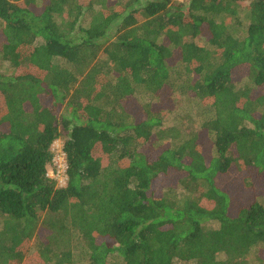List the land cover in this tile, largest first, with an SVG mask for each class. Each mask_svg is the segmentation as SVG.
<instances>
[{
  "label": "trees",
  "instance_id": "1",
  "mask_svg": "<svg viewBox=\"0 0 264 264\" xmlns=\"http://www.w3.org/2000/svg\"><path fill=\"white\" fill-rule=\"evenodd\" d=\"M0 64V264H264V0H0Z\"/></svg>",
  "mask_w": 264,
  "mask_h": 264
},
{
  "label": "built area",
  "instance_id": "2",
  "mask_svg": "<svg viewBox=\"0 0 264 264\" xmlns=\"http://www.w3.org/2000/svg\"><path fill=\"white\" fill-rule=\"evenodd\" d=\"M54 159H53V170H51V177L55 178L58 184L65 185L67 180V161L66 154L63 149L56 150L53 149Z\"/></svg>",
  "mask_w": 264,
  "mask_h": 264
},
{
  "label": "rangeland",
  "instance_id": "3",
  "mask_svg": "<svg viewBox=\"0 0 264 264\" xmlns=\"http://www.w3.org/2000/svg\"><path fill=\"white\" fill-rule=\"evenodd\" d=\"M176 1H181V2H183L184 0H176ZM249 1H251V0H249ZM90 16H88L87 15V17H86V25H87V23H89L90 22ZM103 55L104 54H100V56L101 57H103ZM2 67L0 68V71H1V73L2 74H7V70H8V68H9V65L7 64L6 65V68H3V66H5V65H2V64H0ZM67 100H69V98L67 99ZM66 109H67V105L65 106V108L62 110V113L63 114H65L66 113ZM53 149H56V150H60V149H63V140H58V141H56L55 143H54V145H53ZM50 170V175H51V169H49ZM162 183V185L163 186H165L166 185V183H167V180L166 181H162L161 182ZM61 185V184H60ZM63 186H64V184H63ZM40 228H38V231H37V234H36V236L34 237V239H33V241L31 242V252L29 253V255H32L33 253H34V251H35V248H34V245H36V241H37V235L38 236H40ZM39 232V233H38ZM28 255V256H29ZM111 261H115V262H117V261H120V260H118V259H116V258H111L110 259Z\"/></svg>",
  "mask_w": 264,
  "mask_h": 264
}]
</instances>
